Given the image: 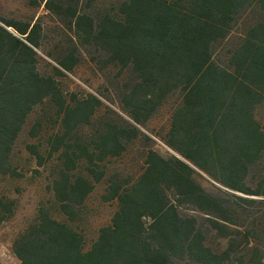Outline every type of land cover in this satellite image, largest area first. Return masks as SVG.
Segmentation results:
<instances>
[{"label": "trees", "instance_id": "1", "mask_svg": "<svg viewBox=\"0 0 264 264\" xmlns=\"http://www.w3.org/2000/svg\"><path fill=\"white\" fill-rule=\"evenodd\" d=\"M40 1L71 34L64 56L45 55L71 72L86 46L102 69L127 71L118 103L136 125L147 126L176 97L164 154L122 122L99 124L91 145H64V166L50 184L60 213L73 220L104 178L101 197L116 210L85 247L66 220L38 208L13 241L18 264H264V127L256 117L264 103V0ZM1 21L26 41L0 25V176L14 177L12 150L34 107L51 102L59 117L50 157L67 138L79 141L76 129L89 124L97 100L66 104L54 76L38 71V18ZM139 136L147 144L138 174L106 177L100 163ZM27 148L41 159L35 144ZM75 156L87 158L86 175L71 173ZM15 209L0 195V226Z\"/></svg>", "mask_w": 264, "mask_h": 264}, {"label": "rangeland", "instance_id": "2", "mask_svg": "<svg viewBox=\"0 0 264 264\" xmlns=\"http://www.w3.org/2000/svg\"><path fill=\"white\" fill-rule=\"evenodd\" d=\"M112 0H105L111 3ZM40 20L42 31L37 49V69L45 76H54L58 87L62 91L66 104L72 100L76 103L95 98L93 112L89 124L79 125L76 129L79 141L73 142L68 138L63 141V146L48 157V152L56 140L57 135H62L59 117L56 108L51 102L45 101L34 107L24 128L19 133L11 154L12 168L18 175L14 177L0 176V195H5L16 202L14 214L0 226V264H18L12 252V245L17 234L22 231L34 218L38 208H45L52 216L66 220L58 209V202L53 197L50 189L52 179L57 171L64 166V157L61 151L64 145H86L92 142L93 130L101 123L122 122L137 128V130L152 140L151 147L158 153L164 154L165 145L161 136L167 128L170 103L176 96H172L169 104L162 106L156 115L148 122L147 126L136 125L119 107V88L128 77L127 71H118V68L107 66L102 69L96 54L89 47H82L81 54H74V67L71 72L62 70L55 60L45 55L53 52L56 56H64L67 51V41L71 34L54 16L46 15L44 2L40 0H0V25L8 20L16 24H25L30 20ZM11 33L25 41L14 28L5 26ZM26 42V41H25ZM60 69L63 74L55 72ZM256 117L264 127V103L256 110ZM39 122L37 130H32L34 123ZM35 144L41 159L31 154L27 146ZM147 142L142 136L134 139L127 150L119 157L107 158L100 163L106 168V177L111 174L119 175L123 180H131L138 174L142 166L144 148ZM74 149V148H73ZM77 152V151H76ZM75 170L83 175L87 174L89 166L87 158L73 157ZM40 162V163H39ZM204 180H207L203 177ZM208 181V180H207ZM203 183V182H202ZM206 186V183H203ZM105 187V178L94 184L93 191L86 197L83 204L77 209L76 217L67 221L83 238V244L88 247L95 239L98 229L109 223L117 203L115 200L103 201L102 194ZM251 221V220H250ZM250 221L243 222L244 224ZM217 244V240L213 241Z\"/></svg>", "mask_w": 264, "mask_h": 264}]
</instances>
